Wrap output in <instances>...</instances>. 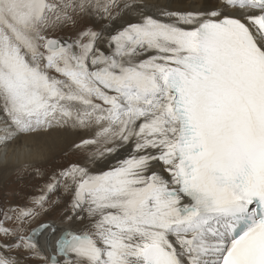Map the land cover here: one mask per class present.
Returning a JSON list of instances; mask_svg holds the SVG:
<instances>
[{
	"label": "snow or ice",
	"instance_id": "6c2138e0",
	"mask_svg": "<svg viewBox=\"0 0 264 264\" xmlns=\"http://www.w3.org/2000/svg\"><path fill=\"white\" fill-rule=\"evenodd\" d=\"M68 131L0 264H264V0H0V149Z\"/></svg>",
	"mask_w": 264,
	"mask_h": 264
},
{
	"label": "rangeland",
	"instance_id": "374dc122",
	"mask_svg": "<svg viewBox=\"0 0 264 264\" xmlns=\"http://www.w3.org/2000/svg\"><path fill=\"white\" fill-rule=\"evenodd\" d=\"M99 24L100 22L96 26L98 27ZM70 133V131L65 132L64 135L66 136L60 137L62 139L59 140L61 142L59 146L55 147V145H51L54 147H52V150L50 147L51 151L45 153L43 151L45 159L43 163H39L41 167L52 170L66 164L70 160L77 159L75 157L76 154L71 151L73 143L68 141ZM42 183L43 180L35 176L31 170H25V168L18 169L11 176L0 178V204L12 206L24 205L32 196L38 194V188Z\"/></svg>",
	"mask_w": 264,
	"mask_h": 264
},
{
	"label": "bare ground",
	"instance_id": "6f19581e",
	"mask_svg": "<svg viewBox=\"0 0 264 264\" xmlns=\"http://www.w3.org/2000/svg\"><path fill=\"white\" fill-rule=\"evenodd\" d=\"M155 2L168 5L169 7L175 9H184L193 5L194 3H203L204 0H155ZM103 24L104 22L101 21L98 27ZM64 133L65 132L52 133L50 136L44 138L39 145L33 148L32 155L30 157L25 155L24 150L22 148L16 151L9 149L6 156L4 154V151L0 149V178L9 177L16 170L23 169L25 163L29 162L30 160L38 163H43V160L45 159L43 157V151L44 153L51 151L53 147L51 145H55V147L59 146V143H61L59 142V140L62 139L60 137L66 136L64 135ZM68 138H70L68 141L70 143H73L77 139V134L71 132ZM54 150L57 151L58 149H54ZM75 157L77 158V155H75Z\"/></svg>",
	"mask_w": 264,
	"mask_h": 264
}]
</instances>
